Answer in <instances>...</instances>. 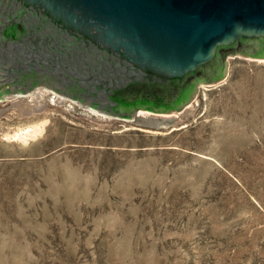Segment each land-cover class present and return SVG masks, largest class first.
<instances>
[{"label":"rangeland","instance_id":"1","mask_svg":"<svg viewBox=\"0 0 264 264\" xmlns=\"http://www.w3.org/2000/svg\"><path fill=\"white\" fill-rule=\"evenodd\" d=\"M227 63L166 129L0 100V264H264V60Z\"/></svg>","mask_w":264,"mask_h":264},{"label":"water","instance_id":"2","mask_svg":"<svg viewBox=\"0 0 264 264\" xmlns=\"http://www.w3.org/2000/svg\"><path fill=\"white\" fill-rule=\"evenodd\" d=\"M263 52L264 0H0V85L12 70L42 71L66 87L62 97L148 130L191 118L199 101L188 102L226 77L227 58Z\"/></svg>","mask_w":264,"mask_h":264},{"label":"flooded vegetation","instance_id":"3","mask_svg":"<svg viewBox=\"0 0 264 264\" xmlns=\"http://www.w3.org/2000/svg\"><path fill=\"white\" fill-rule=\"evenodd\" d=\"M225 54L223 55V58ZM254 56H258L264 59V52L262 54H254ZM6 72L9 71L6 70ZM8 78L10 79L9 84L0 85V96H3L4 94L7 93V90H10L12 88L23 91L25 93L37 89H44V88L50 89L53 92H57L59 94H64L61 91H68L67 89L64 90V88L66 87L63 86L62 83L59 82L56 78L48 76L42 71H38V72L22 71V73L18 74V71L12 70L8 73ZM70 90H72L70 93L71 96L73 97H71L70 95L68 96H70L71 98H73L74 100L80 103L84 101L83 94L79 93L77 90H73V89ZM192 90H190V92ZM190 92L188 93L189 98H190Z\"/></svg>","mask_w":264,"mask_h":264},{"label":"bare ground","instance_id":"4","mask_svg":"<svg viewBox=\"0 0 264 264\" xmlns=\"http://www.w3.org/2000/svg\"><path fill=\"white\" fill-rule=\"evenodd\" d=\"M48 90V89H47ZM47 91H45L46 93ZM33 94V100L32 102L34 104H36L33 108H30V109H26L27 111H25L26 114H30V112L32 111H37V110H40L41 108H44L46 103L40 101L41 99H43L44 97V93L42 92H38V93H32ZM57 96V95H56ZM55 101L58 102V103H62V99L63 97L60 96V99L55 97ZM64 100V99H63ZM13 105H17L16 103H14ZM20 109V108H19ZM22 109V108H21ZM25 110V109H24ZM93 112V111H92ZM101 113V112H100ZM24 114V113H23ZM40 131V128L39 127H34L32 130H17L15 131L13 134H11L10 136H5L7 137V139H13V140H17V141H20L22 143H25L27 142V140H32L35 138V136L39 133Z\"/></svg>","mask_w":264,"mask_h":264}]
</instances>
